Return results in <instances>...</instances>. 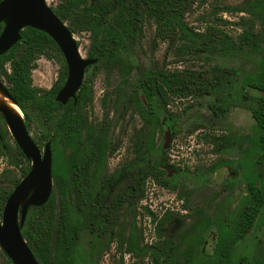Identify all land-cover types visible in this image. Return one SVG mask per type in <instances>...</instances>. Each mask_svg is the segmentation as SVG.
<instances>
[{
	"label": "rangeland",
	"instance_id": "374dc122",
	"mask_svg": "<svg viewBox=\"0 0 264 264\" xmlns=\"http://www.w3.org/2000/svg\"><path fill=\"white\" fill-rule=\"evenodd\" d=\"M76 1L46 3L52 10L70 9L62 8L68 15L58 17L73 28L81 56L97 59L99 43L94 38L101 35L93 32V19L85 13L90 0ZM259 3L194 0L180 17L182 28L176 29L180 39L158 37L155 12L145 13L133 38L115 57L99 56L100 61L86 68L81 86L90 88L91 97L76 109L72 105L77 99L69 100L66 109L59 106L51 115L37 106L46 103L43 92L54 86L66 63L54 45L34 47L27 87L35 97H21L27 119L23 112L21 117L41 151L50 142L52 199L45 203L47 220L31 237L33 253L38 251L48 264H154L163 257L168 264H211L221 230L232 231L246 203L249 181H255L264 200V153L256 146L259 132L250 112L257 95L248 86L249 76L264 58ZM202 42L207 49L199 51ZM23 48L26 44H19L16 54ZM4 69L11 73L10 61H5ZM147 70H176L188 80H215L217 85L210 94L198 91L169 97L166 105L156 99L149 104L138 87ZM0 79L7 89L10 85L1 72ZM213 101L225 108L217 116L208 107ZM141 110L153 116L145 118ZM76 117L81 124L73 134ZM61 118L71 131L58 126ZM18 149L0 114V219L8 195L30 168ZM78 158L96 165L79 188L72 171ZM143 158L159 175L148 176L142 191L135 192L128 183ZM45 204L28 209L23 228L29 226L34 208ZM259 214L244 236L230 235L233 264H264V203ZM99 220L107 226L97 234ZM63 223L74 236L73 253L65 251L66 243L60 239ZM194 234L195 243L189 242ZM9 260L0 248V264H12Z\"/></svg>",
	"mask_w": 264,
	"mask_h": 264
},
{
	"label": "trees",
	"instance_id": "16d2710c",
	"mask_svg": "<svg viewBox=\"0 0 264 264\" xmlns=\"http://www.w3.org/2000/svg\"><path fill=\"white\" fill-rule=\"evenodd\" d=\"M194 0H90L89 4L85 10L90 17L93 19L92 30L96 35H101L100 39L97 40L95 37L94 40L98 41L99 48L96 57L100 61V57L107 56L108 58L115 57V53L119 52L121 46L126 44V41L130 40L134 36V31L140 27L141 18L145 13L156 14V35L160 38H178L180 39V28H182V21L180 17L183 15L185 8ZM258 10L262 13L264 17V0H259ZM76 3H82V0H77ZM70 11L68 7L59 6L56 10L53 9L55 14L60 18L67 17L65 10ZM110 14L109 18H105L106 14ZM3 28V24H0V32ZM176 29L179 32H176ZM70 31L73 32V28H70ZM22 38L14 46H12L7 52L0 55V72L4 76L6 81L9 83L8 92L10 96L17 103L23 114H25L24 106L22 104V96H25L31 100H34L35 95L32 94V91L28 89L27 83L29 80V70L30 62L34 59V47H43L48 44H56L53 40L44 32L39 30L27 27L26 29L21 30L20 32ZM197 35V34H194ZM193 39V38H192ZM26 44V48L22 49L23 52L16 54V48L19 44ZM205 42H202V48H197L199 51H204L207 48ZM215 47H212L211 50H214ZM93 57V55H91ZM5 61L11 62V73L8 74L4 69ZM66 77V66L59 74V78L54 86L43 92V98H45L46 103L43 105H38L40 109H45L49 115L52 114L53 110H56L61 106V108L66 109V105H62L55 101V94L57 93L60 86L63 84ZM250 80L248 86L255 91L257 98V105L250 110L251 117L254 120V126L258 130L256 146L257 148L264 153V58L258 61V69L254 74L249 76ZM217 85L215 80L206 82L200 81L196 78L190 80L183 78L180 74V71H145L144 75L138 82V87L141 88L145 97L149 101V104L154 100H158L162 105L168 104L169 97H180L181 95L196 93L198 91L204 92L205 94L212 93V90ZM91 97L90 88L87 85L80 87L77 93V104L72 105V109H76L77 105L81 102ZM72 100L69 102L71 103ZM140 102L137 101L139 109L141 106ZM208 107L214 115L221 114L225 108L222 104L217 103L216 101L210 102ZM142 115L146 118L152 115L148 110L147 113H144L141 110ZM153 116V115H152ZM25 119L26 114H25ZM152 123V120H149ZM26 126L27 120L24 121ZM81 121L76 117L75 122L71 124V129L73 128V134H77L80 129L79 126ZM62 128V131H71L68 129L66 119L61 118L58 121V126ZM76 139V136H74ZM151 143V142H150ZM18 152L21 156H24L20 149ZM86 157V156H85ZM24 161H28L24 157ZM88 162V163H87ZM162 162V161H161ZM72 166V171L75 174V177L79 181L78 188L80 187L81 180L87 176L89 178L93 171H95V163L86 158V161L78 158L74 160ZM91 164V166L89 165ZM29 170V166L26 168L23 176ZM161 171H163L161 169ZM84 175V176H83ZM159 173L154 168L150 162L145 158L141 161H138L136 168V176L128 183V188L133 189L135 192L142 191L144 188V182L148 176H158ZM249 191L248 197L245 198L246 203H243L242 210L240 211L237 218H235L233 229L231 232H228V229L221 230V237L218 239L217 246L215 248L213 256L210 262L211 264H233L232 259L234 256V244L233 240L230 239V235L235 237H242L247 232L248 228L254 221L255 217L259 214V208L261 202L263 201V196L259 188L255 185V181H249L247 185ZM132 190V191H133ZM50 197V202H51ZM49 216V210L47 206L40 208H34L33 214L27 219L26 229L25 227L21 229L22 235L25 238H28V246L32 249V240L31 237H34L33 232L41 222H45ZM67 216H62L66 218ZM64 222V221H61ZM97 226L96 232L103 233L107 226V223H103L100 220L96 222ZM61 230L60 239L66 243L65 251L71 252V245L73 244L74 236L70 235L67 232V228L63 223ZM96 239L99 236L96 235ZM195 243L196 236H192L189 242ZM71 249V250H70ZM73 253V251L71 252ZM70 253V254H71ZM36 258L41 264H48V261L37 251L34 253ZM79 258V257H78ZM10 261V260H9ZM11 262V261H10ZM168 258L154 259V264H168ZM54 264V263H52ZM81 264H84L82 262ZM237 264H243V262L238 261Z\"/></svg>",
	"mask_w": 264,
	"mask_h": 264
},
{
	"label": "water",
	"instance_id": "95a60500",
	"mask_svg": "<svg viewBox=\"0 0 264 264\" xmlns=\"http://www.w3.org/2000/svg\"><path fill=\"white\" fill-rule=\"evenodd\" d=\"M0 55L7 52L21 38V30L30 27L47 34L57 45L67 67V77L58 90L55 100L66 104L69 99L76 100V93L81 87L84 72L92 66L96 58H83L78 44L65 23L54 13L46 0H0ZM0 89L16 105L4 83L0 79ZM8 130L26 159L30 168L26 175L8 195L0 219V248L12 264H41L26 240L23 228L28 209L45 204L52 191V152L50 142L43 150L31 138L22 117L12 115L6 108L0 107ZM163 118L162 122H164ZM166 132V147L169 140ZM164 168L168 169L167 166Z\"/></svg>",
	"mask_w": 264,
	"mask_h": 264
},
{
	"label": "bare ground",
	"instance_id": "6f19581e",
	"mask_svg": "<svg viewBox=\"0 0 264 264\" xmlns=\"http://www.w3.org/2000/svg\"><path fill=\"white\" fill-rule=\"evenodd\" d=\"M0 107L6 108L12 115L21 117L22 111L10 98L0 89Z\"/></svg>",
	"mask_w": 264,
	"mask_h": 264
},
{
	"label": "flooded vegetation",
	"instance_id": "af4514ba",
	"mask_svg": "<svg viewBox=\"0 0 264 264\" xmlns=\"http://www.w3.org/2000/svg\"><path fill=\"white\" fill-rule=\"evenodd\" d=\"M79 89H80V88H79ZM78 91H79V90H78ZM78 91H77V93H78ZM77 93H76V99H77ZM69 100H72V102L75 103L73 99H69ZM69 100H68V101H69ZM63 105H65V104H63ZM132 181H133V180H132ZM260 186H261L260 188H262V185H260ZM263 203H264V200L261 202V205H262ZM259 209H260V208H259ZM258 214H259V213H258ZM259 215H260V214H259ZM259 215H258V216H259ZM263 244H264V236H263Z\"/></svg>",
	"mask_w": 264,
	"mask_h": 264
}]
</instances>
